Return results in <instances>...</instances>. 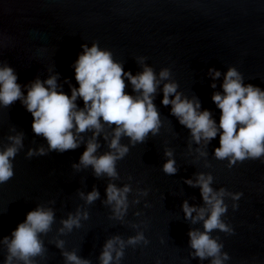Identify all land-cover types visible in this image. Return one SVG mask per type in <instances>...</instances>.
Returning <instances> with one entry per match:
<instances>
[{
    "label": "water",
    "instance_id": "water-1",
    "mask_svg": "<svg viewBox=\"0 0 264 264\" xmlns=\"http://www.w3.org/2000/svg\"><path fill=\"white\" fill-rule=\"evenodd\" d=\"M93 42L110 50L125 72L135 75L147 64L159 79L162 68L170 70L168 81H161L154 95L162 121L159 133L135 145L127 137L121 139L130 150L117 161L120 178L112 182L132 187L127 214L116 219L112 206L105 203L108 177H96L91 167H73L85 144L64 153L26 156L30 148L43 145L47 149V141L34 134L32 114L17 100L8 107L0 105V146L9 143V135L24 133V147L13 160L14 176L0 184V239L10 237L26 214L43 204L54 210L55 221L50 232L41 234L46 251L35 258L36 264H65L58 240L64 241L63 250L100 264L108 239L120 236L127 241L140 231L148 244L126 246L119 264H210V259L190 255L188 232L203 230V221L193 224L182 209L185 200L203 206L200 189L185 180H195L196 173L204 172L213 176L214 189L243 193L236 209L232 199L225 197L228 208L222 219L234 233H211L229 254L225 264H264V159L238 161L229 168L227 160L214 156L219 134L207 145H197L190 130L171 114V105L162 104L164 83L174 81L178 92L198 98L202 110H211L218 124L220 109L212 94L223 91L229 66L241 72L246 84L264 89V0H0V63L14 69L22 86L36 77L44 80L59 73L58 84L71 95L66 78L78 87L73 64L81 45ZM210 68L221 73L215 89ZM125 81L126 91L134 94L131 83ZM22 91L27 94L26 88ZM77 104L83 107L82 98ZM105 128L110 136L111 130ZM82 135L86 140L91 132ZM99 139L98 154L108 150L103 137ZM166 149L172 150L176 160L175 175L162 170ZM93 187L99 198L87 204L79 193L87 194ZM143 189L149 190L147 196L138 195ZM136 199L139 203H133ZM77 209L87 212L88 218L81 216L79 228L61 234V221ZM6 254V246L0 244V264Z\"/></svg>",
    "mask_w": 264,
    "mask_h": 264
},
{
    "label": "clouds",
    "instance_id": "clouds-1",
    "mask_svg": "<svg viewBox=\"0 0 264 264\" xmlns=\"http://www.w3.org/2000/svg\"><path fill=\"white\" fill-rule=\"evenodd\" d=\"M82 51L74 61L73 68L78 87L67 80L71 95L62 90L58 84L59 73L49 75L41 80L36 77L26 85L18 83L14 69L7 63H0V105L8 107L19 100L28 112L32 114V130L35 135L42 136L47 141V149L41 145L38 149L30 148L26 156L46 155L50 151L64 153L75 150L85 144V150L74 163L76 170L91 167L96 177H108L109 183L105 189V203L112 206L116 219H123L129 208L128 194L132 192L130 184L122 187L112 182L120 178L117 171V161L123 159L129 152V145L122 144V137L129 138V143H143L149 134L157 135L162 121L160 113L154 104V95L161 81H168L170 70L162 68L159 79L156 72L140 58L143 70L132 74L125 72L121 62L114 60L112 52L102 49L97 42L81 45ZM211 87L215 89V81L221 76L218 69L210 68ZM129 81L133 93L126 91ZM22 87L27 89L25 95ZM223 91H214L212 101L220 109L219 123L213 118L209 109H201L198 98H188L177 91L178 84L169 81L163 85L162 104L171 105V114L179 123L190 130L192 140L200 145H207L219 134V146L214 149V156L219 160H227L231 168L238 161L247 159H264V89L251 83H245L244 77L234 66H229L221 84ZM82 98L83 107L77 104ZM105 126L111 130V135ZM91 132L86 140L82 135ZM107 143L108 150L98 154L101 147L99 137ZM9 143L0 146V184L8 182L14 176L13 160L24 147L23 131L7 137ZM201 156L207 152L197 149ZM167 159L162 170L167 175L177 173L176 160L170 149L165 150ZM131 179V176H129ZM211 173H196L195 180H185L189 186L198 187L203 200V206L197 207L184 201L182 209L185 219L193 224L203 221V230L190 229L189 245L193 250L190 255L200 260L210 259V264H225L229 254L222 251L223 243L213 237L215 230L233 234L234 229L222 217L226 214L228 205L225 197L233 201L236 209L243 193L229 192L226 188L218 190L212 187ZM148 189L138 190L139 196H147ZM79 195L87 204H92L99 198V191L93 187L87 194ZM139 203V199L133 201ZM149 205L146 203L145 207ZM195 213V215H193ZM139 215V213H137ZM81 216L88 218V213L77 209L61 221V234L65 230L71 232L79 228ZM55 221L54 210L43 204H38L26 214V219L18 224L9 236L0 239V244L6 246L7 254L4 264H36L35 258L42 257L46 251L41 234L51 231ZM135 227V225H134ZM144 232L129 236L127 241L120 236L108 239L100 253V264H119L124 256L125 247L148 244ZM56 246L62 250L65 264H91V261L81 258L76 251H65L64 241L58 240ZM159 264V261H157Z\"/></svg>",
    "mask_w": 264,
    "mask_h": 264
}]
</instances>
